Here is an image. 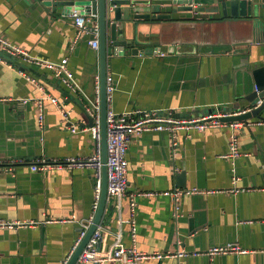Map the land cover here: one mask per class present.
I'll return each instance as SVG.
<instances>
[{"label":"crops","instance_id":"obj_1","mask_svg":"<svg viewBox=\"0 0 264 264\" xmlns=\"http://www.w3.org/2000/svg\"><path fill=\"white\" fill-rule=\"evenodd\" d=\"M71 6L63 0H0V34L33 55L52 60L69 57L70 68L86 93L71 91L60 76L42 66L2 52L0 99L6 100H0V161H4L0 165V221L40 223L0 229V264H63L73 254L81 220L95 217L98 209L93 206L97 184L93 166L53 167L44 172L30 168L37 159H86L98 149L88 130L89 116L93 117L88 106L97 98L99 49L90 43L93 33L76 37V27L67 12ZM165 6L164 11L170 10ZM178 15L173 13V18ZM232 22L235 38L254 36L255 40L226 52L168 51L159 56L154 53L157 46L141 44L138 54L131 45L122 54L111 55L108 73L115 79L114 109H160L189 119L254 106L256 100L247 99L255 92L248 67L264 65V8L257 4L252 14L244 12ZM224 26L215 28L225 30L229 41L228 23ZM29 75L36 77L42 88L29 81ZM46 95L56 97L60 106ZM61 109L70 111L71 123L63 119ZM261 115L264 118V109ZM73 124L79 128L77 132L72 131ZM230 134L229 127H209L203 131L181 129L176 141L167 132L134 135L128 148V194L121 212L114 199L107 198L99 224L104 229L100 253L112 246L114 232L120 228L124 242L131 245L130 225L121 224L120 218L129 217L132 194L197 187L219 192L183 197L178 203L179 217H175L174 199L137 196L138 248L147 253L197 252L238 243L247 251L212 258H146L141 264H264V125L244 126L238 131L244 154L236 161V175L240 177L238 186L244 190L236 194L227 191L232 186L234 166L222 157L228 151ZM183 172L186 186H179L177 174Z\"/></svg>","mask_w":264,"mask_h":264},{"label":"built area","instance_id":"obj_2","mask_svg":"<svg viewBox=\"0 0 264 264\" xmlns=\"http://www.w3.org/2000/svg\"><path fill=\"white\" fill-rule=\"evenodd\" d=\"M57 1V0H55ZM68 15L72 18L74 25L77 30V38H80L85 33H93L95 37L90 41L94 48H99V24L97 16L93 14L87 7L82 8L81 6L73 5L68 9ZM9 54L12 57L19 58L21 61L28 63L32 66H42L47 70L55 73L56 76H60L62 81L65 83L71 91L75 93H81L86 95L82 90V87L69 65V57H63L60 60H52L48 58H43L40 56L33 55L28 49L21 46L20 44L14 43L7 37L0 34V60L4 61V54ZM155 55L165 56L166 53L162 50H155ZM6 62V61H5ZM9 65H13L9 63ZM28 80L33 84H37L42 88V85L38 83L36 77L29 75ZM257 89V88H256ZM96 90L97 98L90 100V105L88 106L89 112L94 117V124L88 129L91 132L93 139L97 142L98 149L97 152L86 159L77 157H67L63 160H52L48 161L46 159H37L31 163L32 171L44 172L53 167H69L73 168L75 166H93L96 171L97 184H96V199L94 202V208L97 209L99 206L101 192H102V147H101V100H100V76L96 77ZM116 91L115 79L113 74L107 73V177H108V200L114 199L115 207L119 212L122 210L123 198L128 194V148L129 142L134 135H140L145 132H167L174 141H176L178 132L181 129H197L203 131L206 128L214 127H229L231 129L230 142L228 151L222 155L224 159L230 160L234 176L232 186L228 188L227 191L231 193H239L244 190L238 186L240 177L236 175V161L243 156V151L239 144V134L238 131L244 126L252 125H264V120H238V121H226L227 117L244 114L253 108L258 107L264 98L258 99L254 106L244 108L237 111H217L204 116L192 117V118H179L172 113H165L160 109L156 110H136V111H121L118 112L113 107L114 93ZM45 98L50 99L52 103L60 106L59 100L52 96L46 95ZM44 99V97H42ZM6 100V99H0ZM29 99H23L24 102H28ZM40 99L41 111L39 113L40 121H43V104ZM62 110V116L65 121H70V111ZM72 131L77 132L79 128L76 124L72 125ZM85 130V129H84ZM0 165L4 164V161H0ZM217 193L218 190H201L197 187L193 188H179L175 187L173 189H166L162 191H141L139 193H134L131 195L130 199V215L128 218H120V223H127L130 225V238L131 245H127L124 242V235L122 229H118L114 232L115 240L112 246L105 252L100 253L98 245L103 237V227L101 225L97 226L94 233L90 237L86 246L84 247L82 253L80 254L77 262L75 264H84L86 262H93L95 264H106L107 262L117 261L121 264H141V261L146 258L154 259H166V258H187L192 256L207 255L215 257L217 255H224L229 253H244L247 250L243 249L238 243L212 246L206 251L189 252L188 250H178L173 253L171 251L167 252H155L147 253L141 251L138 248V229H137V196L145 195H164L174 199L176 202V215L179 217L181 215L179 208V201L185 197L196 193ZM94 219V215L88 219L81 220V230L74 246L73 253L85 237L88 229L90 228ZM53 220H48L51 222ZM39 221L30 220H7L0 221V229H14L21 227H33L39 224ZM70 257L63 263L67 264ZM179 264H183L181 261Z\"/></svg>","mask_w":264,"mask_h":264},{"label":"water","instance_id":"obj_3","mask_svg":"<svg viewBox=\"0 0 264 264\" xmlns=\"http://www.w3.org/2000/svg\"><path fill=\"white\" fill-rule=\"evenodd\" d=\"M63 1H66V3L72 6L76 3L86 6L88 10L97 16L99 24L98 52L100 63L101 147L103 161L102 192L93 222L85 237L67 262V264H75L95 229L102 222L107 204L108 177L106 161L108 102L106 86L110 56L122 54L125 48L131 45L135 46L133 53L138 54L141 44L157 46L159 50L165 53L168 51L171 53L189 51L200 53L226 52L230 49H238L237 44L251 43L255 40V37L252 36L242 40L235 38L232 21L244 12L252 14L257 4L264 8V0ZM165 5H169L170 10L164 11ZM173 13H180L181 15L173 18ZM216 13L218 14L214 16ZM122 21L124 22L121 23ZM225 23H228L226 27H228L231 35L229 41L225 30L215 28L218 25H223L225 28ZM199 27H201L200 30L198 29ZM248 68H250L249 73L255 82V92L247 99L249 101L256 100V104L258 99L263 98L261 95H264V65L256 64L254 68ZM66 96L74 99V96L69 92H66ZM263 109L264 102L244 114L230 116L224 120H247L255 116L261 118ZM261 119L264 120L263 117ZM89 121L92 126L94 121L92 116H89ZM177 177L180 178L178 185L186 186L184 179L185 173H179Z\"/></svg>","mask_w":264,"mask_h":264}]
</instances>
